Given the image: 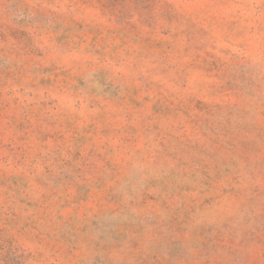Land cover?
<instances>
[{
	"label": "rangeland",
	"instance_id": "1",
	"mask_svg": "<svg viewBox=\"0 0 264 264\" xmlns=\"http://www.w3.org/2000/svg\"><path fill=\"white\" fill-rule=\"evenodd\" d=\"M0 264H264V0H0Z\"/></svg>",
	"mask_w": 264,
	"mask_h": 264
}]
</instances>
